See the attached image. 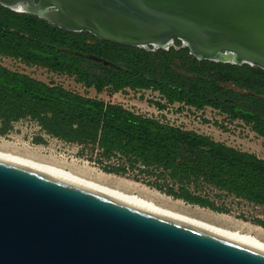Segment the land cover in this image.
I'll return each instance as SVG.
<instances>
[{
	"label": "trees",
	"instance_id": "trees-1",
	"mask_svg": "<svg viewBox=\"0 0 264 264\" xmlns=\"http://www.w3.org/2000/svg\"><path fill=\"white\" fill-rule=\"evenodd\" d=\"M176 44L168 50L125 46L0 4V55L73 76L99 93L157 91L165 101L156 103L159 109L212 107L264 138V69L200 60ZM24 119L67 143L92 145L107 160H125L106 166L110 173L160 171L170 182L158 189L188 203L221 210L192 190L202 182L264 206V158L255 153L0 64V135ZM257 223L264 227V219Z\"/></svg>",
	"mask_w": 264,
	"mask_h": 264
},
{
	"label": "water",
	"instance_id": "water-1",
	"mask_svg": "<svg viewBox=\"0 0 264 264\" xmlns=\"http://www.w3.org/2000/svg\"><path fill=\"white\" fill-rule=\"evenodd\" d=\"M0 4L125 46L168 50L180 40L200 60L264 69V0ZM0 264H264V251L0 160Z\"/></svg>",
	"mask_w": 264,
	"mask_h": 264
},
{
	"label": "rangeland",
	"instance_id": "rangeland-1",
	"mask_svg": "<svg viewBox=\"0 0 264 264\" xmlns=\"http://www.w3.org/2000/svg\"><path fill=\"white\" fill-rule=\"evenodd\" d=\"M0 64L49 84H59L83 95L97 97L108 103L121 104L136 113L194 130L216 141L264 158L263 137L243 121L230 120L227 115L212 107L196 110L175 103L165 109H159L156 103L165 101L157 91L127 89L117 93H110L107 90L99 93L95 88H87L78 83L73 76L30 65L20 59L0 55ZM40 138L43 139L42 143L38 141ZM0 150L67 169L101 184L138 194L167 209L230 230L253 234L264 241V227L257 223V219H264V206L255 205L202 182L192 186V190L210 198L221 210L188 203L168 195L165 190L158 189L159 183L165 185L170 182L166 176L159 173L160 171L150 170L143 173L136 167L127 174L110 173L105 170L106 166L121 165L125 160L120 157L107 160L101 151L92 145L67 143L53 137L45 133L34 120H21L14 124L8 134L0 135Z\"/></svg>",
	"mask_w": 264,
	"mask_h": 264
},
{
	"label": "bare ground",
	"instance_id": "bare-ground-1",
	"mask_svg": "<svg viewBox=\"0 0 264 264\" xmlns=\"http://www.w3.org/2000/svg\"><path fill=\"white\" fill-rule=\"evenodd\" d=\"M19 8H22V6ZM224 56L230 60L232 59L230 54H224ZM0 160L33 169L49 176L94 188L120 201L129 203L158 215L216 233L233 241L264 251V241L258 238L256 235L243 233L237 230H230L194 217L178 213L176 211L159 206L155 202L138 194L127 193L117 188L101 184L99 182L79 176L67 169L2 150H0Z\"/></svg>",
	"mask_w": 264,
	"mask_h": 264
},
{
	"label": "flooded vegetation",
	"instance_id": "flooded-vegetation-1",
	"mask_svg": "<svg viewBox=\"0 0 264 264\" xmlns=\"http://www.w3.org/2000/svg\"><path fill=\"white\" fill-rule=\"evenodd\" d=\"M38 0H36V2H37Z\"/></svg>",
	"mask_w": 264,
	"mask_h": 264
}]
</instances>
